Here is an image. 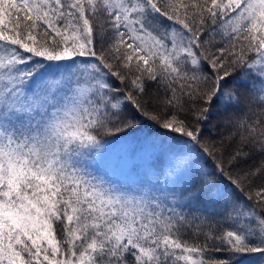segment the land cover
Returning <instances> with one entry per match:
<instances>
[{
  "label": "snow or ice",
  "instance_id": "snow-or-ice-1",
  "mask_svg": "<svg viewBox=\"0 0 264 264\" xmlns=\"http://www.w3.org/2000/svg\"><path fill=\"white\" fill-rule=\"evenodd\" d=\"M138 121L159 166L98 175ZM245 257L264 264V0H0V264Z\"/></svg>",
  "mask_w": 264,
  "mask_h": 264
},
{
  "label": "rangeland",
  "instance_id": "rangeland-1",
  "mask_svg": "<svg viewBox=\"0 0 264 264\" xmlns=\"http://www.w3.org/2000/svg\"><path fill=\"white\" fill-rule=\"evenodd\" d=\"M154 138L147 132H141L119 141L104 143L102 156L93 164L94 170L98 175L117 182L143 177L146 172L154 170L160 164L157 149L151 144ZM252 259L254 258L250 257L242 264H252Z\"/></svg>",
  "mask_w": 264,
  "mask_h": 264
},
{
  "label": "trees",
  "instance_id": "trees-1",
  "mask_svg": "<svg viewBox=\"0 0 264 264\" xmlns=\"http://www.w3.org/2000/svg\"><path fill=\"white\" fill-rule=\"evenodd\" d=\"M150 91H155V89H150ZM138 123V126L135 128V129H130L128 130L127 132L125 133H119L117 134V136L115 137H102V140H103V144L104 143H109V142H112V141H119V140H122L124 139L125 137H128V136H133V135H136V134H139L141 132H147L148 134H151L153 137L156 136V132H157V129L150 123V122H147V121H144V122H137ZM213 125H216V128L215 130L213 131ZM208 129L210 131H212V134H213V138L214 139H217L220 135V127H219V117L218 116H214L211 120V122L208 124ZM208 133H206L207 135ZM254 163H259V156L258 155H254L252 157V159L248 160L246 162V165H242L243 166H247V165H252ZM260 181L257 180L256 181V186L259 187L260 185ZM216 212H220L221 209H219L218 207L215 209ZM209 255H215V256H218V257H225L227 254L226 253H223V252H220V253H210ZM250 257H245L243 259V261H245L246 259H248ZM242 261V262H243Z\"/></svg>",
  "mask_w": 264,
  "mask_h": 264
}]
</instances>
